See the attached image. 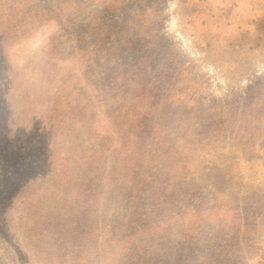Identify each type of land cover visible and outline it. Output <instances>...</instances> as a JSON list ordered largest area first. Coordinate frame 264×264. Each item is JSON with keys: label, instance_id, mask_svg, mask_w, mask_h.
Segmentation results:
<instances>
[{"label": "rangeland", "instance_id": "rangeland-1", "mask_svg": "<svg viewBox=\"0 0 264 264\" xmlns=\"http://www.w3.org/2000/svg\"><path fill=\"white\" fill-rule=\"evenodd\" d=\"M220 229L264 264V0H0V264H197Z\"/></svg>", "mask_w": 264, "mask_h": 264}, {"label": "trees", "instance_id": "trees-1", "mask_svg": "<svg viewBox=\"0 0 264 264\" xmlns=\"http://www.w3.org/2000/svg\"><path fill=\"white\" fill-rule=\"evenodd\" d=\"M85 76L86 75H84V77ZM109 78L114 79V78H116V76H114V77L110 76ZM133 82H134V79L130 78V75L121 76L120 77V84L117 87L118 89L113 94H111L112 99L114 101L119 100L120 97L122 96L121 92L124 91V89L127 90V88H130L129 86ZM89 84L92 85L93 87L94 86L98 87L102 84H105L104 86H108V80L105 81V83H103L102 81L96 79L95 82H93V83L89 82ZM9 90H10V88H9ZM9 90L5 94L6 95L5 101H7L8 106H11L9 101H8V98H7L9 96ZM3 98H4V96H3ZM131 107L132 108L129 107V110L127 112L133 114L134 113L133 112L134 106L131 104ZM147 114H150V112ZM14 123L15 122L13 120H11L9 125H8V128L9 127L12 128ZM161 139H163V138H161ZM7 140L10 141L9 138ZM9 143H11V142H9ZM4 144L6 145L7 143L5 142ZM9 146H10L9 144L6 145V151L10 150L9 154H10V156H13L14 154H16L17 150H16V152L11 151L12 147L10 146L11 149H9ZM13 148L16 149L15 146ZM18 148H19V150H22V152L29 153L27 151L28 150L27 145H24V146H21ZM3 150H4V148H3ZM19 159H20V161L18 162V160H17V162H18V165H20V169H21V166H25V168H27V165H28L27 169L32 170L33 167L31 165L29 166V163L35 164V160H31L29 158V155H27V157H23V156L19 157ZM25 171H26V169H23L24 175H25ZM165 171L166 170L157 171V173L155 174V177L158 176V179L162 176L165 177V175H166ZM27 174H29V173H27ZM12 178L13 177H11V178L8 177L7 180L11 183ZM13 180H16V179H13ZM30 180H31V178H30ZM20 181H21V179H20ZM20 181L18 180V182H20ZM27 183H29V179L26 180L25 184H27ZM146 185H147V182L143 183V186H146ZM142 192H143V190L141 189V186L138 184L136 194H141ZM171 195H173V194H171ZM13 199H14V197H13ZM254 202H256L259 205H263V202L260 199L255 200ZM60 203L62 204L63 209H64V207L68 208L71 204V203H69V200H67V199H63L62 201H60ZM79 211H80V209H79ZM177 221H178V218L176 219V222ZM227 228L229 229V227H227ZM232 228H233V226H232ZM250 230L246 229V233H249ZM184 236L193 242L192 246L194 248H197V245L202 243V242H204V244H207L208 246L211 242L213 245L211 252L209 253V258L206 261L204 260V261L196 262L197 264H246V261H244V259H243L244 257H246L247 259L253 258V255L252 256L251 255L244 256L242 254V251L240 248V235L236 231L228 233V232H224L223 229H220L218 232L212 234L210 237H207V236L205 237V236L201 235L200 231H198L197 233H194V234H191L190 232H188L187 234H184ZM228 240H231L232 244H234V246H235L234 249H232V250L228 249V247L224 246V244L221 243L222 241H228ZM219 244H221V246H218L217 248H215ZM121 246H123L122 248H120L121 252L117 249L114 251V255H113L112 254L113 251H109L108 256L104 257V259H102V261H100L99 264H108L110 260L112 261L114 256H115L116 264H152L151 259L146 254H144L140 251H136V250H134V248H133V250H134L133 251L131 249L132 248L131 243L125 241V244H123ZM190 252H192V251H190ZM35 254L36 253H33V255H35ZM74 264H76V262Z\"/></svg>", "mask_w": 264, "mask_h": 264}]
</instances>
